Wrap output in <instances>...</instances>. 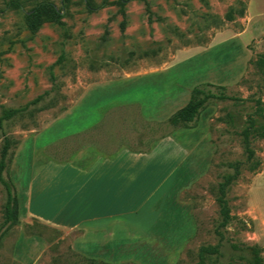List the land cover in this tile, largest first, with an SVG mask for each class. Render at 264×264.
Masks as SVG:
<instances>
[{
  "label": "rangeland",
  "instance_id": "1",
  "mask_svg": "<svg viewBox=\"0 0 264 264\" xmlns=\"http://www.w3.org/2000/svg\"><path fill=\"white\" fill-rule=\"evenodd\" d=\"M9 1L0 0V115L43 98L0 130V150L3 136L13 142L4 175L22 205L18 223L4 227L0 184V264H196L203 246L218 248L206 264H250L254 246L264 259V140L251 141L261 162L253 173L242 136L250 120L263 124L256 109L264 73L254 61L264 53V0H16L22 9ZM40 2L53 3L60 17H43L33 31L25 13ZM201 83L235 100H213L193 126L170 127L168 118ZM181 129L198 131L177 136L182 144L204 134L206 170L180 195L179 211L176 196L164 221L142 219L132 233L117 234L115 249L76 248L83 231L24 213L25 185L45 162L91 147L146 150ZM235 162L240 175L226 192L231 220L221 228L217 186Z\"/></svg>",
  "mask_w": 264,
  "mask_h": 264
},
{
  "label": "crops",
  "instance_id": "2",
  "mask_svg": "<svg viewBox=\"0 0 264 264\" xmlns=\"http://www.w3.org/2000/svg\"><path fill=\"white\" fill-rule=\"evenodd\" d=\"M177 132L146 150L122 147L106 154L91 147L66 161L45 162L25 185L24 213L60 231H83L76 248L93 243L95 249H115L117 234L132 233L145 224L142 219H155L152 226L164 221L176 196L179 211L180 195L206 170L204 134L182 144L177 136L198 131ZM199 150L205 159H199Z\"/></svg>",
  "mask_w": 264,
  "mask_h": 264
},
{
  "label": "trees",
  "instance_id": "3",
  "mask_svg": "<svg viewBox=\"0 0 264 264\" xmlns=\"http://www.w3.org/2000/svg\"><path fill=\"white\" fill-rule=\"evenodd\" d=\"M128 0H122L127 2ZM7 7L22 9L21 4L16 0H10L7 3ZM92 8V7H91ZM43 17H47L51 20H56L60 17L55 5L51 2L37 3L31 10L25 13V21L27 26L35 31L39 27ZM254 65L257 70L264 73V53L260 54L254 61ZM224 87L216 86L211 83H201L194 86L190 92L188 102L174 112L167 120V124L176 128L178 126L191 127L195 123L197 116L205 106L213 100H235L223 94ZM43 96L37 97L35 100L26 104L22 109H8L2 111L0 115V130L3 129L5 121L13 119L17 114L26 112L30 106L36 105ZM257 114L263 118V124L255 126V121L250 120L249 126L242 131L243 136V148L247 158V169L250 172H257L261 165L259 159L255 157V152L251 146L252 139L264 140V101L259 99L257 101ZM164 137V136H163ZM162 137V138H163ZM13 142L7 137L3 136L2 147L0 150V184L3 186L6 201L3 207V226H13L18 223V199L15 192L14 185L11 180L7 178L4 173L7 170L8 163L11 156V146ZM227 167L233 170V173L223 178L217 186L218 195L216 197V203L218 206L220 223L219 227L224 228L231 220L230 208L226 199L227 188L233 184L240 175L241 163H229ZM218 233V231H216ZM218 248L216 246H203L199 248L198 257L199 260L196 264H206V256L216 254ZM251 261L250 264H264V259L260 257V249L256 246L250 248ZM88 264H111L107 262H96L89 260Z\"/></svg>",
  "mask_w": 264,
  "mask_h": 264
}]
</instances>
